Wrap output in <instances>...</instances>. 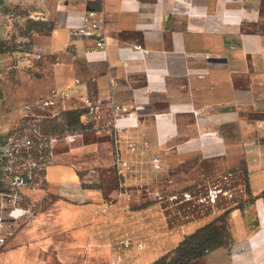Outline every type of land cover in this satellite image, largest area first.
<instances>
[{"label": "crops", "instance_id": "0c3cea01", "mask_svg": "<svg viewBox=\"0 0 264 264\" xmlns=\"http://www.w3.org/2000/svg\"><path fill=\"white\" fill-rule=\"evenodd\" d=\"M1 1L53 23L31 32L41 58L16 73L5 129L82 110L81 95L100 103L83 136L53 140L42 185L22 190L23 206L46 209L0 264H118L117 229L137 223L135 246L160 257L227 209L230 246L189 264H264V0ZM88 10L104 14L105 56L78 33ZM112 104L136 116L114 120Z\"/></svg>", "mask_w": 264, "mask_h": 264}, {"label": "rangeland", "instance_id": "374dc122", "mask_svg": "<svg viewBox=\"0 0 264 264\" xmlns=\"http://www.w3.org/2000/svg\"><path fill=\"white\" fill-rule=\"evenodd\" d=\"M23 11H25V9H21L14 4H2V1L0 2V102L2 103V106L0 103V147L4 146L8 149L7 159L10 162L15 164L37 165L39 179H42L44 164H40L39 162L44 160H39V155L43 157V152L41 154L38 153V156H34L31 152L24 156L20 149L29 143L31 146H35L37 142H46L47 136L43 135L40 127V125L44 123V118L23 120L22 122L18 121L16 125H8V129H5L7 124H9L11 116H13L14 102L18 93L17 86L20 85V79L17 77L16 73L22 69L28 70L33 66L31 63H25L23 67L19 65L20 58L16 59V51L1 52V49L5 46L22 43L23 46H21V48L18 47V51L21 50V52H23L22 61L26 62L30 58L29 55L31 51L29 52V48L31 44V32L27 33L26 36L22 35V31H26L27 19L30 18V14L27 13V16H21L20 13ZM1 44H3V46H1ZM10 136L12 139L8 138ZM17 137H20L22 141L18 143L16 141ZM41 185L40 182L38 186ZM44 205L45 204L38 205L37 208L31 206L30 214L32 213L33 215L45 211L46 207ZM30 219L29 216V218L25 220V222L20 223L19 226L23 225V223H26ZM228 225L231 233L230 218L228 219ZM144 228L145 227L142 223L119 226L117 229L119 238L117 239L120 240L119 243H121L122 246L117 248L120 256L118 264H125L133 257L138 259L140 256H144L146 259L143 258L144 260H142L141 258L136 261V264H146V260L147 262H152L159 257H157L155 252H145V250L139 249L140 247L138 248L135 246V240H143V234L146 233ZM13 245L14 244L11 243L9 247H13Z\"/></svg>", "mask_w": 264, "mask_h": 264}, {"label": "built area", "instance_id": "2783aa9c", "mask_svg": "<svg viewBox=\"0 0 264 264\" xmlns=\"http://www.w3.org/2000/svg\"><path fill=\"white\" fill-rule=\"evenodd\" d=\"M78 33L85 36H92L94 38L96 50H98L102 56L106 55L107 37L104 28L103 12L94 10L83 12L81 15V25L78 28ZM204 57L208 58V55H205ZM40 58V53H34L27 62L31 63V59L39 60ZM79 99L84 108L87 109L88 114L94 116L100 102L97 99H93L89 94L81 95ZM48 103L50 102H45V104ZM111 112L114 120L118 117L131 119L136 116L135 110L125 104H112ZM83 133L84 131H79L68 133L67 135L81 137L83 136ZM56 137L59 136H47L45 143L37 142L35 146H31L29 143L23 146L20 151L24 156H26L29 152H31L34 156H38V153L41 154L43 152L44 156L42 157L39 155V160L44 161H40L39 163L44 164L45 168V166L54 159L53 140ZM8 138L12 139L11 136ZM16 141L19 143L22 139L17 137ZM7 152L8 149L6 147H0V252L10 246L12 240L17 234L21 219L29 216L30 214V208L23 206L22 202L24 194L22 190L24 188L38 186L41 182L37 172V165L15 164L10 162L7 159ZM122 165L125 166V163L122 162Z\"/></svg>", "mask_w": 264, "mask_h": 264}, {"label": "trees", "instance_id": "16d2710c", "mask_svg": "<svg viewBox=\"0 0 264 264\" xmlns=\"http://www.w3.org/2000/svg\"><path fill=\"white\" fill-rule=\"evenodd\" d=\"M19 7V6H18ZM21 16H27V12L20 13ZM53 23L40 19H27L26 31H22V35L33 31H50ZM3 46V44H1ZM22 43L5 46L1 52H14L21 48ZM21 51V50H19ZM87 117V109L65 110L49 118H44V123L40 125L43 135L61 136L68 133L88 130L90 123L81 122V115ZM36 118H26V120H35ZM246 191L249 192L248 187ZM264 198V191L262 192ZM253 201L252 198L238 204L236 207L244 209ZM231 209H227L210 220L202 223L192 231L186 233L181 240L169 251L162 254L157 259L148 264H189L190 262L201 258L207 253L219 247H229L233 239L229 231L228 219Z\"/></svg>", "mask_w": 264, "mask_h": 264}, {"label": "bare ground", "instance_id": "6f19581e", "mask_svg": "<svg viewBox=\"0 0 264 264\" xmlns=\"http://www.w3.org/2000/svg\"><path fill=\"white\" fill-rule=\"evenodd\" d=\"M211 201H214V196L211 197Z\"/></svg>", "mask_w": 264, "mask_h": 264}]
</instances>
